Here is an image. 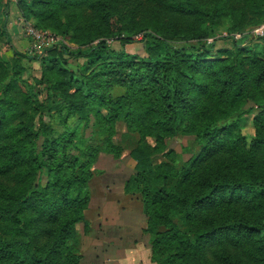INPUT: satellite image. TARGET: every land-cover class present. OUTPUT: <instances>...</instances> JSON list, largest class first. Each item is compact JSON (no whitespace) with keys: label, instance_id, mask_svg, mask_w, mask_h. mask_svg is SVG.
<instances>
[{"label":"trees","instance_id":"obj_1","mask_svg":"<svg viewBox=\"0 0 264 264\" xmlns=\"http://www.w3.org/2000/svg\"><path fill=\"white\" fill-rule=\"evenodd\" d=\"M28 1L51 0L21 3ZM72 1L121 18L112 12L114 0ZM142 2L160 17L155 34L145 31L144 57L125 50L133 41L128 34L117 38L118 49L105 39L62 46L63 54L86 60L84 70H61L56 81L22 80V89L16 63L38 56L11 45V67L0 59V264H80L73 226L83 219L84 187L98 154L122 152L110 141V127L121 118L142 137L129 152L136 174L127 186L136 183L141 195L151 261L264 264V54L240 46L264 38L221 36L184 46L170 40L180 27L194 38L214 35L225 22L241 31L264 21V0H138L136 8ZM5 28L0 18V42L10 44ZM218 40L231 47L217 49ZM254 107L247 140L239 118ZM91 112L92 130L84 135ZM177 132L192 133L201 150L175 166L164 141ZM160 151L165 159L151 165L150 155ZM43 223L52 224V234L35 243Z\"/></svg>","mask_w":264,"mask_h":264},{"label":"rangeland","instance_id":"obj_2","mask_svg":"<svg viewBox=\"0 0 264 264\" xmlns=\"http://www.w3.org/2000/svg\"><path fill=\"white\" fill-rule=\"evenodd\" d=\"M107 1L110 2L111 0ZM33 2L28 1L27 6L23 5L21 0H0V3L3 4L0 18L5 23V32L10 41V44L0 42L1 61L7 62V66L11 67L13 61L11 45L19 52L38 56L37 59L23 58L16 63L21 89L23 88L22 80L31 82L33 77L40 78L45 75L56 81L62 77L61 70H73L74 72L84 70L86 60L63 54L61 52L62 46L74 50L94 45L99 40L105 39L111 48L118 49L120 46L117 38L128 34L133 41L125 45V50L132 56L144 57L145 31L155 34L153 21L155 18L157 20L160 18L155 16L152 7L143 2L140 7L136 8L138 0H114V3H110L113 6L112 12L117 11L121 15L120 20L118 17V21L115 18L110 19L109 13L105 16L99 15L98 12L96 14L89 2L80 7L75 6L73 3L75 1L72 0H51L47 6L34 5ZM39 9H43L44 12L34 14ZM105 11L106 9L102 12ZM262 23L264 21L251 24L249 27L238 31L232 28L230 22H225L218 26L214 35H204L205 37L202 38H194L198 35L188 36L186 28L180 27L177 31L178 35L174 34V38L170 40L175 46H184L186 44L197 45L199 40L209 44L214 38L221 36L240 38V36L247 34L249 37L256 38L257 36L253 34V30ZM163 25L165 26V24ZM30 29L36 35L31 34ZM240 46L264 54V42L262 40L243 41ZM230 47L231 43L227 40H218L216 43L217 49ZM41 90L44 91L43 86ZM73 91L74 88H71L70 92ZM256 114L257 110L254 107L251 113L239 118L242 133L247 140H250L253 136V120ZM94 115L95 112L90 113V121L87 126H84L83 123L84 128L81 131L84 135H88L92 130L91 124ZM48 119V116H45V120ZM110 128H112L110 141L119 145L122 152L119 156H116L113 153L100 151L93 166L94 175L84 187L88 200L86 207L82 210L83 219L73 226L75 238L71 241L73 250L81 255L80 264H123L125 262L115 249L108 250L114 237L107 228L105 217H114H108L106 221L109 223V227L113 226L112 229H116L115 232L122 236L124 240L127 236L124 225L129 229L132 224L127 225L118 221L119 225H116L117 218H115L124 210L133 211L134 213L136 211L140 212L136 214L142 220L145 218V228L147 227L141 195L134 189L136 183L127 186L128 180L136 174L135 161L129 152L141 143L142 137L134 130V124L126 118L119 119ZM105 133L106 130L101 131V134ZM101 137H105V135ZM145 141L151 145L154 144L153 138L150 136L145 137ZM197 143L192 133L177 132L165 139L164 147L166 151H174L175 158L172 164L178 166V164H182L201 150V144ZM163 159L165 158L161 151L154 152L150 155L149 162L151 165H155ZM45 179L46 175L43 174V183ZM178 222L183 224V219H179ZM51 225L49 223L41 224V233L34 238L35 243L43 244L47 241V235L52 234ZM127 232H130L128 235L134 234L135 229L132 228ZM145 233L144 237L143 233L140 235V242L148 246L150 245V235L147 232ZM150 262L156 264L151 260ZM135 264H138L137 260Z\"/></svg>","mask_w":264,"mask_h":264},{"label":"crops","instance_id":"obj_3","mask_svg":"<svg viewBox=\"0 0 264 264\" xmlns=\"http://www.w3.org/2000/svg\"><path fill=\"white\" fill-rule=\"evenodd\" d=\"M114 200V199H113ZM108 201V199H106ZM112 201V200H110ZM136 213H140L137 212ZM134 213L133 211H123L117 218L116 225H119L118 221L121 223L132 224V226L127 229L126 225H124L126 232V240L122 238L117 232H115L116 229H112V227H109V223L106 221L108 217L113 216H107L105 217V222L107 223V228L109 229V232H111V235H113V240L109 245L108 250L115 249L119 255L122 257V259L125 260L123 264H135L136 260L138 264H151L150 262V245L146 246L145 243L140 242V235L143 233V237L146 235L142 229L145 228V218L143 220L138 217V215ZM145 216V215H144ZM114 218V217H113ZM123 227V226H122ZM121 228V229H124ZM135 229L134 234L128 235L131 229ZM149 240V239H148ZM119 264V263H118Z\"/></svg>","mask_w":264,"mask_h":264},{"label":"built area","instance_id":"obj_4","mask_svg":"<svg viewBox=\"0 0 264 264\" xmlns=\"http://www.w3.org/2000/svg\"><path fill=\"white\" fill-rule=\"evenodd\" d=\"M30 33L36 35L32 29H30ZM253 34L257 37L264 38V23L260 24L253 30Z\"/></svg>","mask_w":264,"mask_h":264}]
</instances>
